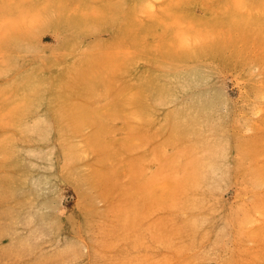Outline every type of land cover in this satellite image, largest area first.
<instances>
[{
	"label": "rangeland",
	"instance_id": "1",
	"mask_svg": "<svg viewBox=\"0 0 264 264\" xmlns=\"http://www.w3.org/2000/svg\"><path fill=\"white\" fill-rule=\"evenodd\" d=\"M0 264H264V0H0Z\"/></svg>",
	"mask_w": 264,
	"mask_h": 264
}]
</instances>
